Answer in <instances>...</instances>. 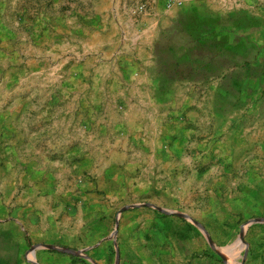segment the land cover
I'll return each mask as SVG.
<instances>
[{
	"label": "rangeland",
	"instance_id": "obj_1",
	"mask_svg": "<svg viewBox=\"0 0 264 264\" xmlns=\"http://www.w3.org/2000/svg\"><path fill=\"white\" fill-rule=\"evenodd\" d=\"M255 219L264 0H0V264H264Z\"/></svg>",
	"mask_w": 264,
	"mask_h": 264
},
{
	"label": "water",
	"instance_id": "obj_2",
	"mask_svg": "<svg viewBox=\"0 0 264 264\" xmlns=\"http://www.w3.org/2000/svg\"><path fill=\"white\" fill-rule=\"evenodd\" d=\"M257 223H264V220H257V219H255V220H252V221H249V222H247L246 224H244V225H242L241 226V233H240V239H242V236H243V233L248 229V227L250 226V225H252V224H257ZM206 238H207V240L209 241V243H211L210 242V238H209V236L206 234ZM211 246L213 247V249H217L212 243H211ZM229 248V246L228 247H225V248H220V249H217L216 251H218V250H220V251H223V252H227V249ZM219 253V252H218ZM222 257V256H221ZM223 258V257H222Z\"/></svg>",
	"mask_w": 264,
	"mask_h": 264
},
{
	"label": "built area",
	"instance_id": "obj_3",
	"mask_svg": "<svg viewBox=\"0 0 264 264\" xmlns=\"http://www.w3.org/2000/svg\"><path fill=\"white\" fill-rule=\"evenodd\" d=\"M187 0H173L174 3L178 4V5H182L186 2Z\"/></svg>",
	"mask_w": 264,
	"mask_h": 264
},
{
	"label": "bare ground",
	"instance_id": "obj_4",
	"mask_svg": "<svg viewBox=\"0 0 264 264\" xmlns=\"http://www.w3.org/2000/svg\"><path fill=\"white\" fill-rule=\"evenodd\" d=\"M232 246H233V245H232ZM232 246H230V247L227 249V251H228Z\"/></svg>",
	"mask_w": 264,
	"mask_h": 264
},
{
	"label": "crops",
	"instance_id": "obj_5",
	"mask_svg": "<svg viewBox=\"0 0 264 264\" xmlns=\"http://www.w3.org/2000/svg\"><path fill=\"white\" fill-rule=\"evenodd\" d=\"M257 224H258V223H257ZM259 224H264V223H259ZM250 226H251V225H250ZM250 226H249V227H250ZM249 227H248V228H249Z\"/></svg>",
	"mask_w": 264,
	"mask_h": 264
},
{
	"label": "trees",
	"instance_id": "obj_6",
	"mask_svg": "<svg viewBox=\"0 0 264 264\" xmlns=\"http://www.w3.org/2000/svg\"><path fill=\"white\" fill-rule=\"evenodd\" d=\"M55 252V251H54Z\"/></svg>",
	"mask_w": 264,
	"mask_h": 264
}]
</instances>
